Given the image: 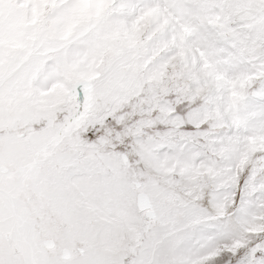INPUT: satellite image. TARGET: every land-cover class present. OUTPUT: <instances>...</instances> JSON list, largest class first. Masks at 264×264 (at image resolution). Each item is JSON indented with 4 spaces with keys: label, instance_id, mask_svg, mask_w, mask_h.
Masks as SVG:
<instances>
[{
    "label": "snow or ice",
    "instance_id": "obj_1",
    "mask_svg": "<svg viewBox=\"0 0 264 264\" xmlns=\"http://www.w3.org/2000/svg\"><path fill=\"white\" fill-rule=\"evenodd\" d=\"M0 264H264V0H0Z\"/></svg>",
    "mask_w": 264,
    "mask_h": 264
}]
</instances>
